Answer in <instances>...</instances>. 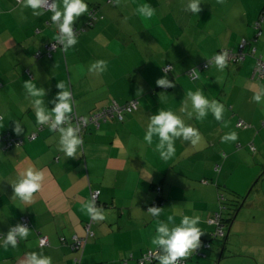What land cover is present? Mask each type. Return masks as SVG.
Segmentation results:
<instances>
[{
    "label": "crops",
    "instance_id": "1",
    "mask_svg": "<svg viewBox=\"0 0 264 264\" xmlns=\"http://www.w3.org/2000/svg\"><path fill=\"white\" fill-rule=\"evenodd\" d=\"M85 2L89 11L97 8L104 18L87 27L88 16L81 17L74 28L86 31L77 36V45L67 52L59 47L47 53L58 33L51 22L52 13L45 10L37 17L23 7V0H0V136L10 134L24 141L11 149L0 143V233L6 236L22 218L30 224L27 238L18 240L15 248L0 246V264H26L32 252L50 256L52 264H73L80 253L71 250L72 238L85 237L90 222L94 236L86 244L81 264H138L142 255L153 249L157 218L147 211L157 198L153 188L158 185L164 202L159 219L166 220L177 209L183 215L199 216L198 226L204 233L200 242L211 241L215 226L210 220L221 210L222 189L238 194L229 186L236 148L242 149L250 143L247 139L254 136L258 140L260 135L250 125L264 121V104L252 99L255 85L264 84V78L254 77L257 59L264 61V0H199L201 10L195 15L188 10L190 0ZM144 4L155 10L151 19L136 12ZM243 41L248 43L246 51L255 48L253 56L228 64L223 72L213 67L200 72V78H184L183 71L188 76L220 50L238 51ZM38 53L40 58H36ZM98 60L107 62V70L99 75L90 73L88 68ZM168 64L172 66L170 74L176 72V76L172 78L174 87L164 91L172 92L153 96L152 91L160 88L156 81L165 76L163 69ZM27 81L45 89L44 101L50 110L60 91L57 84H65L72 92L71 115L80 118L113 102L123 105L139 100V107L123 122L89 126L81 136L79 154L69 158L60 151L58 132L37 123L23 86ZM198 90L224 105L227 127L211 114L202 121L188 116L184 110L187 93ZM178 109L184 123L199 130L202 141L193 146L178 138L175 156L164 161L156 151L158 139L154 137L151 145L144 141L148 117L159 110L176 113ZM240 121L248 125L240 128L245 131L237 130ZM15 122L23 129L19 135L14 131ZM232 131L238 140L222 143V137ZM33 134L37 137L31 141ZM30 166L43 169L46 181L33 202L25 204L13 197L10 184ZM143 172H152L151 178ZM93 192H99L96 206L103 209L104 221H94L86 212ZM253 204L261 223L256 227L251 219L246 234L253 239L249 236L251 244L242 240L243 251L248 253L247 264H264V187ZM179 219L177 216V222ZM237 221L229 227L240 234L248 221L239 225ZM40 236L48 238L49 247L39 246ZM229 236L222 244L221 239L212 241L210 249H197L181 261L233 263L238 256L226 255ZM246 260L241 258V264Z\"/></svg>",
    "mask_w": 264,
    "mask_h": 264
},
{
    "label": "clouds",
    "instance_id": "2",
    "mask_svg": "<svg viewBox=\"0 0 264 264\" xmlns=\"http://www.w3.org/2000/svg\"><path fill=\"white\" fill-rule=\"evenodd\" d=\"M45 6L47 11L52 13L51 22L58 29L54 39L65 52L74 48L77 43V35L74 32V25L81 17L89 16V6L85 0H52L49 5L48 0H23V7L30 9L32 15L41 16L44 14ZM188 10L192 14L200 12L199 0H190ZM137 14L144 19H151L155 10L149 5L144 4L136 9ZM217 69L223 72L228 66V53L221 52L214 55L212 61ZM107 70V62L98 60L88 68L90 73L102 74ZM191 76L200 78L197 70L193 69ZM157 87L172 88L174 84L167 78L162 77L156 81ZM24 88L32 100V106L35 110L37 123L46 125L51 130L59 134L60 151L65 156L72 158L79 154L83 140L79 135V128L70 123L71 114L73 113L72 92L63 84H57L60 90L51 101L54 105L51 110L46 106L44 97L46 95L43 87H37L33 81L24 82ZM257 91L252 99L257 104H264V84L255 85ZM190 107V110H188ZM184 110L188 116H194L197 121H202L211 114L217 122H223L227 127V121L224 119L226 111L223 104L215 100H209L203 91H189L187 99L184 101ZM148 125L144 135V141L151 145L154 137L158 139L156 151L160 159L168 161L175 156V141L182 138L191 145H199L202 141L198 129L191 125H186L184 121L173 111L159 110L156 114L148 117ZM15 133L21 134L23 129L19 122H15ZM238 140V134L234 131L226 133L222 137V143H234ZM151 173H144L150 179ZM46 181L45 171L35 167H28L27 170L18 176L10 185L13 188V197L22 203H32L34 194L43 190ZM163 208L152 206L148 208L147 214L157 218L156 234L151 240V246L159 255L157 256L158 264H180L181 260L191 256L195 250L200 247V237L202 233L199 216L183 215L179 209L173 214L168 215L166 220H160L163 214ZM86 212L94 221H104L105 213L102 208H98L95 201H90L86 205ZM177 216L180 217L177 222ZM29 231L25 226L20 224L10 227L6 236L0 233V246L15 248L18 240L26 239ZM26 264H52V258L42 253L32 252L26 257Z\"/></svg>",
    "mask_w": 264,
    "mask_h": 264
},
{
    "label": "built area",
    "instance_id": "3",
    "mask_svg": "<svg viewBox=\"0 0 264 264\" xmlns=\"http://www.w3.org/2000/svg\"><path fill=\"white\" fill-rule=\"evenodd\" d=\"M18 2L20 0H17ZM52 3V0H48V4L50 5ZM45 10L47 11V6H45ZM89 20L87 23V27H94L96 22L102 20L104 17L100 15L99 11L97 8H92L89 11V16H88ZM86 31V28H74V32L76 33V35H80L83 32ZM248 46V43L246 41H243L241 43V45L239 46L238 51H234L232 49H223L221 50L219 53L221 52H227L228 53V64L231 63H239L242 62L246 59L247 56H253L256 52L255 48L250 49L248 51H246V47ZM59 47H62V45H59L57 41L50 43L47 48H46V52L47 53H52L55 52ZM41 53H38L36 55V58H40ZM212 59L210 61H207L205 63H203L202 65L198 66L197 68H195V70H197L198 72L204 71L206 69H208L210 66H212L214 63L211 62ZM165 70L167 72H170L172 70V67L166 66ZM193 70V69H192ZM192 70H190L188 72V76L191 79H196V77L191 76V72ZM254 77L259 78V79H263L264 78V61H262V59H257V64H256V68L254 71ZM0 88H1V84H0ZM168 88H163V90H167ZM139 107V100H132L126 104L120 105L116 102H113L111 105H109L106 108H103L99 111L94 112L89 118H80L77 115L73 114L71 115V119H70V123L74 126V127H78L79 128V135L80 137L82 136V134L86 131V129L89 126H94L95 128H99L100 125L102 123L111 121V120H116L119 122H123L126 118V116L128 114L133 113L134 111H136ZM264 126V121L263 124ZM238 127L240 128H247L248 125H246L243 122H239L238 123ZM43 126H40V129H42ZM37 135L33 134L29 137V140L34 141L36 139ZM0 143L4 144V148L5 149H11L14 147H20L24 144L23 139L21 138H17L14 137L10 134H6L4 136H0ZM251 149L252 150H256L255 145L252 144L251 145ZM154 192L157 194V198L156 200L153 202V204L149 207L152 206H156L159 208H162V206L164 205V202L161 198V193H162V187L161 186H155L154 188ZM98 195L99 192H93L91 197H92V201H95V204L98 201ZM225 200V197L223 194H221L219 196V201L220 204ZM148 207V208H149ZM221 210L220 212L216 213L213 218L210 220V223L213 224L215 226V231H214V237L215 238H221L225 236V229L224 226H222L221 224ZM20 225L25 226L26 228L29 227V221L27 218H22ZM94 233L91 229V222L88 223L86 225V236L85 237H73V241L71 244V249L74 252L80 253V257H76L74 259V263L73 264H81V260H82V256L86 247V244L89 240V238L93 237ZM61 241L63 243L66 242L65 238H62ZM40 245L43 247H49L50 246V242L48 240V238L46 236H40ZM203 248H209V245L207 243H205L204 245H202ZM199 247L198 251L202 248ZM159 255V253L155 250V249H149L147 250L142 257L139 259V264H152L156 261H158L157 256ZM126 263V262H125ZM127 264V263H126ZM180 264H186L184 261H181Z\"/></svg>",
    "mask_w": 264,
    "mask_h": 264
},
{
    "label": "rangeland",
    "instance_id": "4",
    "mask_svg": "<svg viewBox=\"0 0 264 264\" xmlns=\"http://www.w3.org/2000/svg\"><path fill=\"white\" fill-rule=\"evenodd\" d=\"M167 66H169V64ZM165 67L163 69L165 77H167L172 82V78L176 76V72L173 73L172 75L170 74L172 70L170 72H167L165 70ZM213 67H216L215 64L210 66L209 70L213 69ZM207 71L205 70L202 73H205ZM182 73H184V78L187 81L191 80L187 76V72L183 71ZM171 92L172 91H164L161 88H156L155 90L152 91V94L153 96H161L162 94L165 95L166 93H171ZM209 96H210V93H209ZM180 112H181V109H178V111L175 114L179 116ZM89 117L90 116L87 115V118ZM262 123L263 121L255 125L249 124L250 126H253L254 128H256V130L259 131L260 133L258 140L254 139V136L247 139L250 141V143L254 142L255 148L257 149L255 150L256 152L254 150L253 151L250 150L249 148L250 143H249L246 146L244 145L242 149L237 147L236 153H234L235 156H234L233 165L235 167L233 169L235 170H234V174L231 175L229 186H231L230 189L232 188L233 190H236L238 192L240 200L242 201V207L239 208V211L236 217L238 220L237 225H239V222L243 220H247L248 224H247V227L244 228V230L240 234L236 233L235 229L229 232L230 241L228 244V248H227L228 251H226V255L229 256L230 254V256H238V257L235 258L233 263H226L224 261L222 264H241L240 262L241 258L247 259L246 260L247 262L242 263V264L249 263L248 262L249 259L246 257L248 253L247 251L246 252L243 251L244 250L243 241H245V239H248L249 241L248 243L251 244V240L249 238L250 235L246 234V232L249 230L248 227H249V224H251V219H252L253 224L256 227H259V224L261 223L260 212L258 211L257 207L253 203H254V200L257 199L258 196H260L261 191L264 187V175H263L264 174V126L262 125ZM237 130L239 131L242 129L238 127ZM242 131H245V130H242ZM226 192H230L229 189L223 190V193L226 196V198H229L228 193ZM156 197H157V194H156ZM248 200H251V201L249 202ZM228 229L229 228L226 229L227 232H228ZM250 237L253 239V236H250ZM256 238L257 236L254 237L255 241L257 240ZM221 241L220 242L222 244L224 240H221Z\"/></svg>",
    "mask_w": 264,
    "mask_h": 264
},
{
    "label": "trees",
    "instance_id": "5",
    "mask_svg": "<svg viewBox=\"0 0 264 264\" xmlns=\"http://www.w3.org/2000/svg\"><path fill=\"white\" fill-rule=\"evenodd\" d=\"M101 15V14H100ZM102 16V15H101ZM89 20V18H88ZM223 50V49H222ZM221 51V50H220ZM219 51V52H220ZM218 52V53H219ZM202 65V64H201ZM202 72V71H201ZM200 73V72H199ZM191 79V78H190ZM263 124V123H262ZM251 145L249 146V148L251 149ZM222 190H225V189H222ZM223 194V193H222ZM224 195V194H223ZM228 195L231 196V198H226L225 196V200L221 203V224L222 226H224V229L226 227H229L230 223H232V221L235 219L236 217V214L238 213L239 211V208L242 207V201L240 200V197H239V194H236L234 192H228ZM228 200V203H225V201ZM236 207V209H235ZM229 218H227V217ZM88 224V223H87ZM215 231V230H214ZM214 231L212 233V240L211 241H205V242H200V247L202 245H204L205 243H207L209 245V249L211 248V242L212 241H215V240H222L224 238H226L227 236V231H225V236L224 237H221V238H215L214 237ZM62 242V241H61ZM63 243V242H62ZM67 241L63 244H66ZM71 244L72 242L70 243V248H71ZM39 246L43 248V246L40 245V237H39ZM203 248V246H202ZM72 250V249H71ZM139 261V260H138ZM139 264V262H138Z\"/></svg>",
    "mask_w": 264,
    "mask_h": 264
},
{
    "label": "water",
    "instance_id": "6",
    "mask_svg": "<svg viewBox=\"0 0 264 264\" xmlns=\"http://www.w3.org/2000/svg\"><path fill=\"white\" fill-rule=\"evenodd\" d=\"M236 217H237V214H236ZM236 217H235V219H236ZM231 228H232V225L229 227V229H228V233H227V236L229 235V232L231 231ZM226 236V237H227ZM205 249H209V248H205ZM205 258H206V255H205Z\"/></svg>",
    "mask_w": 264,
    "mask_h": 264
}]
</instances>
